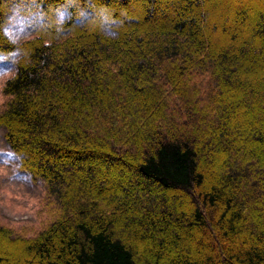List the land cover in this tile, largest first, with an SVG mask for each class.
Returning <instances> with one entry per match:
<instances>
[{
  "label": "trees",
  "instance_id": "1",
  "mask_svg": "<svg viewBox=\"0 0 264 264\" xmlns=\"http://www.w3.org/2000/svg\"><path fill=\"white\" fill-rule=\"evenodd\" d=\"M8 1L0 127L55 215L33 237L0 223V264H264L261 2L38 0L119 24L16 43Z\"/></svg>",
  "mask_w": 264,
  "mask_h": 264
},
{
  "label": "rangeland",
  "instance_id": "2",
  "mask_svg": "<svg viewBox=\"0 0 264 264\" xmlns=\"http://www.w3.org/2000/svg\"><path fill=\"white\" fill-rule=\"evenodd\" d=\"M257 1H260L264 8V0ZM8 2L10 5L4 29L16 43L41 32H44L48 38L61 39L70 32L74 24L90 25L96 22L101 31L113 35L119 24L112 16V11L93 8L90 3L82 5L79 2L69 1L56 8H46L38 3V0ZM216 2L217 0H209L205 4L207 20L222 19L223 12H227L228 8L218 7ZM258 2L252 0L251 5L261 9L258 7ZM262 11L264 12V9ZM54 30H56L55 34L52 33ZM21 53L20 47L9 54L0 53V110L6 100L1 91L2 86L14 73L15 62ZM4 132L5 129L0 127V223L11 228L16 235L33 237L54 217V204L48 198L44 182L41 179L31 178L21 169L19 157L9 148Z\"/></svg>",
  "mask_w": 264,
  "mask_h": 264
}]
</instances>
